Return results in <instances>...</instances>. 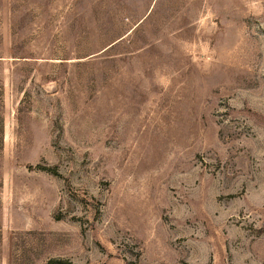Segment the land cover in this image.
Segmentation results:
<instances>
[{
	"label": "rangeland",
	"instance_id": "1",
	"mask_svg": "<svg viewBox=\"0 0 264 264\" xmlns=\"http://www.w3.org/2000/svg\"><path fill=\"white\" fill-rule=\"evenodd\" d=\"M0 264H264V0H0Z\"/></svg>",
	"mask_w": 264,
	"mask_h": 264
}]
</instances>
